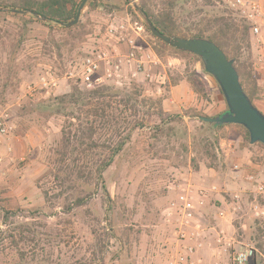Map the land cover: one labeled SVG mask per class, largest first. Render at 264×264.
<instances>
[{"label":"rangeland","instance_id":"374dc122","mask_svg":"<svg viewBox=\"0 0 264 264\" xmlns=\"http://www.w3.org/2000/svg\"><path fill=\"white\" fill-rule=\"evenodd\" d=\"M139 2L97 0L95 8L87 3L78 22L79 34L68 40L58 30L49 34L47 28L28 23L18 50L11 48L10 40L3 36L9 30L16 35L21 24L9 15L0 14V109L9 111L15 126L6 138L0 164V198L6 202L1 206L7 212L6 217H0V229L6 232L0 245V264H165L172 233L162 220V211L175 197L173 188L185 180L194 185L219 187L220 194L210 195L203 207L208 226L215 225L216 208L222 206L224 199L229 201L231 193L242 194L244 214L231 219L226 235L233 239L236 248L254 250L264 264V219L257 220L251 215L248 201L252 195L246 191L242 175H253L257 181L264 182V155L259 148L246 145L248 133L242 127L232 125L218 131L216 169H210L208 162L196 157V170L188 163L185 166L175 160L177 153L181 156L176 142L172 145L175 151L170 152L171 147L165 148L162 143L152 146L147 129H133L137 122L146 120L144 109L135 117L120 107L116 113V131H98L95 139L100 148L84 154L82 188H74L72 184L62 186L54 179L56 168L70 173L73 170L69 159L61 165L52 161L56 158L55 151L61 147L63 123L56 118H42L35 113V105L69 93L77 83L67 79L68 72L103 38L109 24L130 20L145 26L133 7V3L139 5ZM154 5L155 11L161 8L159 2ZM192 7L193 1L184 7L186 15L194 12ZM248 44L250 50L243 44L239 54L244 58L248 53L251 56L247 71L259 90L255 105L264 112V39L256 43L248 33ZM140 45L151 49L166 67L169 82L161 96L169 88V93L174 90L176 99L169 103L170 111L163 106L165 114H182L192 108L207 118H215L226 111L217 84L202 73L199 63L192 65L189 60L162 51L148 34ZM10 65H18L23 71L8 77ZM46 72L55 77L56 89H42L40 80ZM128 72L124 69L123 76ZM174 82L177 86L171 87ZM192 85L203 90L204 97L196 96ZM142 88L145 98H159L154 87ZM184 125L191 136L200 126L198 120L187 118ZM129 130L132 131L128 141L122 144L120 152L112 155ZM181 135L177 136L178 140ZM190 157L192 154L185 155L187 161ZM108 161L109 166L105 167L103 164ZM235 165L240 166L239 172L234 170ZM52 169L53 173L48 174ZM43 192L48 193L47 201ZM58 194L63 195L58 197ZM75 194L90 198L82 207L73 208ZM67 207L71 210L66 211ZM27 223L34 235L24 236L28 239L35 236L34 245L26 243L27 240L18 245L25 253V260L19 262L8 234L18 239L16 226ZM229 253H223L218 264H231Z\"/></svg>","mask_w":264,"mask_h":264},{"label":"trees","instance_id":"16d2710c","mask_svg":"<svg viewBox=\"0 0 264 264\" xmlns=\"http://www.w3.org/2000/svg\"><path fill=\"white\" fill-rule=\"evenodd\" d=\"M191 1H193L192 8H194V12H189L186 15L184 7H187ZM81 2L82 0H0V14L9 15L21 24V28L16 35L9 30L4 33L3 37L10 40L11 48L15 47L18 50L24 41L25 33L23 30H25L28 23L34 22L47 28L49 34L58 30L65 35V40L74 38L80 32V24L77 23V25L72 27H67V25L74 20ZM155 2H159L161 5V8L156 11ZM88 3L93 8L98 4L97 0H90ZM138 6L142 10L143 15L150 20L154 28L161 34L191 39H205L214 43L229 60L234 61L241 86L253 105L257 107L255 100L259 97V90L250 72L247 71L251 56L248 53V56L244 58L239 54L243 44H247V50H250L248 29L242 19L235 17L230 11L225 9L219 0H140ZM204 11L206 12L204 13ZM208 15H210L209 18H207ZM26 18L29 20H26ZM132 23L137 24L134 21ZM139 25L143 26L142 24ZM143 28L145 33L152 38L162 51L189 60L192 65L199 63L202 73L207 75L198 57L166 46L151 36L145 26ZM64 43L65 45L68 44L66 41ZM56 47L57 50H60L59 46L56 45ZM19 71H23V68L18 65H10L7 76H16ZM170 85L175 87L177 83L174 82ZM192 86V92L196 96L204 97L203 90L196 88L194 85ZM142 93V86L136 84H131L122 89L113 86H103L93 90H82L75 84L71 86L69 93L40 101L35 105V113H39L42 118H56L63 123L60 131L61 147L55 151L56 158L52 161H54L55 165H61L69 159L68 161H71L73 170H71V173L70 171H66V173L62 168L55 169L56 175L54 179L60 185L72 184L74 188H82L85 183L82 164L85 159L84 154L100 148L95 139L98 131H109L110 129H115L116 131L114 125L117 122L116 113L120 107L131 112L135 117H138L141 109L145 110L143 117L145 116L146 120L137 122L133 129H147L152 146L162 143L161 145H164L165 148L171 147V152L175 151L172 145L176 142L181 150V156L177 153L175 160L181 161L185 166L188 163L197 170V158H199L208 162L210 169H216L214 165L217 160L215 151L219 146V139L216 134L224 127H231L232 125L215 127L211 124L203 123L200 118L207 117L192 108L182 114H165L163 102L169 95V88H166L163 96L156 99L145 98ZM31 112L33 113L32 110ZM186 118L198 120L200 126L195 135H189L184 125V119ZM233 127L241 128L239 126ZM131 131L127 132L126 138L118 145L112 155L121 151L122 144L128 141ZM118 132L119 129L117 130ZM180 133L182 135L178 140L177 136ZM180 141L185 142L182 144ZM246 145L249 146V137L246 140ZM249 147L259 148L264 155L263 145L255 144ZM105 148L109 149L108 147ZM190 154H192V157L188 158L187 161L185 155ZM109 163L108 161L103 165L108 167ZM53 170H48V174L53 173ZM76 194L72 202L73 208L82 207L90 198V196L81 197ZM43 195L47 201L49 199L48 193L43 192ZM58 195L60 197L63 194ZM1 204H6V202L0 198V217L4 218L7 216V212ZM69 210L71 208L67 207L66 211ZM15 229L18 231H16L18 239L12 234H8V237L12 239L19 262H21L25 260V253L18 248V245L26 240V243L33 244L35 236L28 239L24 235H34V230L29 223L18 225ZM15 229L12 231H15ZM5 236L6 232L0 229V245L4 241ZM249 264H262V262L255 254Z\"/></svg>","mask_w":264,"mask_h":264},{"label":"built area","instance_id":"2783aa9c","mask_svg":"<svg viewBox=\"0 0 264 264\" xmlns=\"http://www.w3.org/2000/svg\"><path fill=\"white\" fill-rule=\"evenodd\" d=\"M223 7L242 19L248 33L256 43L264 39V0H219ZM143 26L130 20L109 24L103 38L67 74L83 90H93L103 86L125 87L131 84L152 86L160 97L168 84L166 67L151 49H145L140 41L145 35ZM128 69L127 76H123ZM45 91L56 89L58 84L52 73L46 72L41 78ZM15 126L6 109H0V164L3 161L6 138ZM234 170L240 171L235 165ZM243 181L252 195L249 203L251 215L264 219V182L253 175H244ZM175 197L162 211V220L171 229L172 242L165 264H218L220 256L227 252L231 264H247L254 250L236 248L232 238L227 237L226 227L233 217L244 214L245 202L241 193H231L229 201L216 208L215 225L208 226L203 207L210 195H219L217 185H194L183 181L173 188ZM226 206L224 208L223 206Z\"/></svg>","mask_w":264,"mask_h":264},{"label":"water","instance_id":"95a60500","mask_svg":"<svg viewBox=\"0 0 264 264\" xmlns=\"http://www.w3.org/2000/svg\"><path fill=\"white\" fill-rule=\"evenodd\" d=\"M89 1L82 0L74 20L67 27L77 25L81 13ZM133 7L142 18L151 36L172 49L198 57L201 60L204 72L217 84L223 96L226 111L215 118H200V121L215 127L227 125L242 127L248 133L250 146L255 144L264 146V114L253 105L244 92L234 61L229 60L214 43L208 40L161 34L154 28L150 20L143 15L137 4L133 3Z\"/></svg>","mask_w":264,"mask_h":264},{"label":"crops","instance_id":"0c3cea01","mask_svg":"<svg viewBox=\"0 0 264 264\" xmlns=\"http://www.w3.org/2000/svg\"><path fill=\"white\" fill-rule=\"evenodd\" d=\"M174 99H176V95L174 94V90L173 89H171V91H170V93H169V95H168V99H166L164 102H163V106H164V108L165 109H169V110H167V111H170V109H171V107L169 106V103H171L172 101L174 102ZM175 102H176V100H175ZM262 114H264V112L259 108V107H256ZM249 164H251V166H255L256 164H254L253 162H249ZM256 167V166H255ZM249 175V174H248ZM247 189H250V191H251V187H249V186H247V184H246V190ZM226 231L229 233V226H227L226 227Z\"/></svg>","mask_w":264,"mask_h":264}]
</instances>
